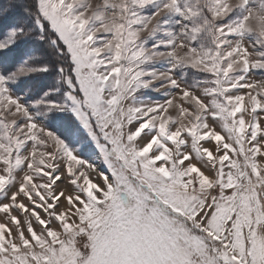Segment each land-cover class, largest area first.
Returning a JSON list of instances; mask_svg holds the SVG:
<instances>
[{
    "label": "snow or ice",
    "instance_id": "1",
    "mask_svg": "<svg viewBox=\"0 0 264 264\" xmlns=\"http://www.w3.org/2000/svg\"><path fill=\"white\" fill-rule=\"evenodd\" d=\"M0 264H264V0H0Z\"/></svg>",
    "mask_w": 264,
    "mask_h": 264
}]
</instances>
